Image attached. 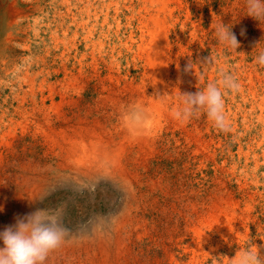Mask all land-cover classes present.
Masks as SVG:
<instances>
[{
  "label": "rangeland",
  "instance_id": "rangeland-1",
  "mask_svg": "<svg viewBox=\"0 0 264 264\" xmlns=\"http://www.w3.org/2000/svg\"><path fill=\"white\" fill-rule=\"evenodd\" d=\"M55 1L57 3H55ZM62 1L0 0V230H3L5 226L11 225V212L19 201L25 197V194L27 195L32 192L36 186L39 188L42 186L36 199L29 208L30 212H33L36 207L45 206L52 208L59 204L66 203L67 208L63 217L64 225L73 232L87 229L88 233L86 236L87 238L81 239L82 241L77 240L66 243L64 246L54 251L48 257L46 264H194L195 261V264H222V259L225 258L226 255L232 259L238 250H243L250 244H255L261 249V253L264 254V198H262L264 197V134L259 132L261 129L258 119L259 110L255 113H248L249 107L247 100H249L250 97L247 90L243 92V101L239 95L231 99V92L222 89V91H224L225 115L228 122L227 131H221L215 128L213 124L207 120L203 112L193 116L187 122L182 121L184 124L181 123V120L172 118L174 110L182 107V96L180 93H186L187 90V92L193 93L199 89L203 90L209 82L219 81L222 74L234 75L235 78L237 72H239L238 74L242 77L244 84L247 83V79H250L256 86H259L262 82L264 84V67H260L254 62L255 58L264 51V21H261L259 24V22L247 16L246 0H167L166 11L164 13L160 12V14H163L167 18L168 34L166 32L167 40L165 39L163 45L165 57L167 58L164 60V69L162 70L164 72L166 68L168 69L164 73L161 72V78L164 80V84L168 86L169 91L172 90L171 93L175 90L176 92L173 94L170 93V95L167 92H163L165 93L163 94L164 101L167 100L165 103L168 105V113L166 111H156V113L150 116L148 124H146L148 127L145 125L146 128L144 127L142 131L135 133L124 127L122 118L117 114L116 108H118V105H126L128 102L130 103V101L138 100V98L146 102L144 95L150 96V94L153 93L151 90L152 87L148 85L151 82L148 78L151 76H149V74L147 75V67L144 65V62H142L144 53L140 48H137V45H139L137 42L131 44L125 39V35L127 36V31L136 28L139 20L142 21L147 19V14H144L145 12L143 10L146 12L149 10L148 12L155 13L154 10L160 8V5H154L153 8L150 7L146 10L142 6V0L139 4L135 2L132 8L130 5L133 4L134 0ZM169 1L171 3H169ZM60 3H62V5H60ZM86 5L88 6L87 8ZM111 5L112 8L115 7L114 10H112ZM183 7L185 9H182ZM170 8L174 10L172 11ZM167 12L169 14H167ZM69 14L71 15L69 16ZM96 15H98V17H96ZM185 18H188V21ZM171 19H176L177 21ZM169 21H171V24ZM220 22L228 25L229 28L232 27L231 30L236 35L240 44L239 48H228L217 42L215 27ZM76 23L79 26H77ZM22 26H24V28ZM114 27H117V30H114ZM68 29L69 31H67ZM242 29L245 30L243 36L241 35ZM56 39L58 40L56 41ZM97 42L102 43L98 44ZM146 44L147 40H144L143 45L145 48L147 46ZM167 45L169 47H167ZM26 46L28 48H26ZM128 46H130L129 50H127ZM171 56L172 58L174 57L173 60ZM209 56L213 58V63L211 65L199 64ZM189 60L197 64H194L193 72L185 73L183 68H185V64H187ZM125 63H127L130 68ZM1 68L3 69L1 70ZM174 68L175 70L176 68L178 69L176 70L178 75L173 71ZM24 74L28 75L25 77ZM141 74H143V77ZM67 75L70 76L68 77ZM101 75L103 78L107 76L105 81L101 79ZM255 75H257V77ZM166 76L168 79L165 78ZM114 77L117 80L114 79ZM188 78L192 80L190 81ZM30 80L32 84H30ZM165 81L168 82L165 83ZM117 82L118 88L115 85ZM129 84L130 87H128ZM58 85H60V87ZM131 86L133 87L131 88ZM62 89L65 92H62ZM179 90L182 91L180 92ZM77 92L78 95L76 94ZM132 92H134L135 95ZM21 94H24L25 100L23 107L19 108L17 102H19V98L21 99V97H23ZM42 97L45 98L44 101L39 100ZM47 97H49V100L46 99ZM58 97L60 99H58ZM68 99H70V101ZM260 99L264 100V92L260 94L259 100ZM59 100H62L61 102L63 105L59 103ZM123 101L125 102L123 103ZM144 105L147 106V102ZM171 105H174V109H172L173 107ZM113 108L116 111L113 110ZM160 112L163 113L160 114ZM165 112L166 116L164 115ZM42 114L43 116H41ZM55 116H57V120ZM159 117H161V119ZM167 117H171L173 120H170L171 118L168 120ZM262 117L264 118V104L262 105ZM64 118H66V120ZM117 118L119 120H117ZM205 121H207L206 124ZM37 125H39V127ZM44 127L46 130L48 129V131H46ZM122 129L125 131L128 130V132L125 133ZM196 132L201 134L199 135ZM48 133H52V135H48ZM6 135L10 136L7 137ZM187 135L190 137H187ZM96 136H98V138L100 136L101 140H106V142L109 139L108 149L112 148L110 151L111 153L114 152V162L119 166L118 168L121 170H119V172L121 174L123 173L122 176H125L124 178L127 179L129 193H123L118 183L105 182L103 179H97L95 182L96 184L84 183L81 179L70 174L65 168L66 166L63 167L64 158L68 156L66 149L88 148L90 143L98 140ZM139 136H141L140 139ZM261 136L263 137L262 139ZM136 137H138V139ZM122 138L129 141L126 142ZM120 140H123V144ZM148 140L151 142H148ZM87 141L90 142L86 143ZM133 142L134 145H132ZM140 142L143 144L139 145ZM3 143L9 146L7 147ZM63 145L66 147L65 149ZM127 145H129L130 148ZM51 146H53V149ZM202 147H204V150ZM193 149L195 150L192 151ZM73 156L71 155L69 159L77 160L78 154L77 156ZM206 156H208V158ZM252 174L255 176H252ZM73 177H75V179H73ZM259 183L261 185H259ZM81 184L88 185V188L91 190H85L82 193L76 191L75 188L79 187ZM240 185H242L241 188ZM54 188L57 190L53 192L52 190ZM258 190H260V192ZM49 193H51V195H49ZM43 197L47 198L44 199L43 204H41L39 201ZM250 214L251 216L247 217V215L249 216ZM218 220L219 222H217ZM252 222L254 224H252ZM207 225L212 229H208ZM213 227L216 230H214ZM202 230L204 231L202 232ZM223 231H225V234ZM186 232H188V234ZM104 234L110 235V249L105 255L100 250V241L97 240V237ZM93 238L95 240L94 246L92 245V248H87L84 242L90 241ZM197 238H199V240ZM203 239L205 241H203ZM213 239H215V241ZM191 254H194V256ZM214 261H216V263ZM226 264H230V261Z\"/></svg>",
  "mask_w": 264,
  "mask_h": 264
},
{
  "label": "bare ground",
  "instance_id": "bare-ground-1",
  "mask_svg": "<svg viewBox=\"0 0 264 264\" xmlns=\"http://www.w3.org/2000/svg\"><path fill=\"white\" fill-rule=\"evenodd\" d=\"M36 1V0H35ZM62 1V0H61ZM67 1V0H66ZM109 1H111V0H109ZM115 1H117V0H115ZM141 0H134V2H133V4H131L130 5V7L132 8L134 5H135V2H137L138 4H139V2H140ZM166 1L167 0H142L141 1V3H142V6H143V8L144 9H146V10H148L150 7H154V5H160L159 7L160 8H157V9H155L154 11H155V13H151V12H146L145 10H143L145 13L144 14H147V19L145 20H139L138 21V23H137V26H136V28L134 29V30H129V31H127V36L125 35V39L127 40V41H129L131 44H134L135 42H137L139 45H137V48H140L142 51H143V61L142 62H144V65L147 67V75L149 74V76H151L150 78H148L151 82H150V84H148L149 85V87L151 86L152 88H151V90H152V93L153 94H150V96H145L144 95V97L146 98V102H147V106L146 105H144L145 103L142 101V100H140L139 98H138V100H135V101H130V103L128 102V104H126V105H118V108H116L117 109V114L122 118V121H123V123H124V127H126L127 129H129V130H131L132 132H135V133H139V131H142L143 130V128L145 127L146 128V126L144 125V126H142V127H139V128H135V129H133V128H130L127 124H126V122L123 120V113H124V111L126 110V108H127V106L128 105H130V104H132V103H139L140 105H142L146 110H147V113H148V116H149V118H150V116H152L154 113H156V111L157 112H159V111H166L167 113H168V111H167V106L168 105H166V101H164V97H163V94H165L166 92L167 93H169V95H170V93L172 92V90L171 91H169V88H168V86L166 85V84H164V80L161 78V72H163V70L162 69H164L163 68V65H164V60H165V58H167V57H165V51L163 50L164 49V41H165V39H166V32H167V18H166V16H164L163 14H160V12H162V13H164L165 11H166ZM172 1V0H171ZM186 1V0H185ZM62 2H64V0L62 1ZM47 3V2H46ZM55 3H57L56 1H55ZM86 3V2H85ZM88 3H90V2H88ZM114 3V2H113ZM123 3V2H122ZM136 3V4H137ZM169 3H171L170 1H169ZM176 3V2H175ZM180 3V2H179ZM12 4V3H11ZM64 4V3H63ZM83 4V3H82ZM81 4V5H82ZM110 4H111V2H110ZM174 4V3H173ZM187 4V3H186ZM190 4V3H189ZM33 5V4H32ZM60 5H62V3H60ZM70 5V4H69ZM85 5V4H84ZM89 5V4H88ZM113 5V4H112ZM112 5H111V8H112ZM114 5H115V3H114ZM116 5H117V3H116ZM121 5H123V4H121ZM174 5H176V4H174ZM188 5V4H187ZM186 5V6H187ZM192 5V4H191ZM11 6V5H10ZM40 6V5H39ZM43 6V5H42ZM83 6V5H82ZM81 6V7H82ZM104 6V5H103ZM109 6V5H108ZM170 6V5H169ZM183 6V5H182ZM88 6L86 5V8H87ZM91 7V6H90ZM94 7V6H93ZM126 7H128V6H126ZM157 7V6H156ZM175 7V6H174ZM190 7V6H189ZM191 7H193V6H191ZM68 8H70V7H68ZM105 8V7H104ZM107 8V7H106ZM115 8V7H114ZM114 8H112V10H114ZM120 8V7H119ZM142 8V9H143ZM39 9V8H38ZM53 9V8H52ZM117 9V8H116ZM122 9V8H121ZM171 9V8H170ZM180 9V8H179ZM182 9H185L184 7L182 8ZM191 9V8H190ZM69 10V9H68ZM80 10V9H79ZM88 10V9H87ZM153 10V9H152ZM169 10V9H168ZM167 10V11H168ZM172 10V9H171ZM174 10V9H173ZM172 10V11H173ZM189 10V9H188ZM92 11H94V10H92ZM96 11V10H95ZM107 11V10H106ZM105 11V12H106ZM118 11V10H117ZM138 11H140V10H138ZM184 11V10H183ZM25 12V11H24ZM36 12V11H35ZM64 12V11H63ZM70 12V11H69ZM86 12V11H85ZM103 12V11H102ZM114 12V11H113ZM119 12H121V11H119ZM128 12V11H127ZM130 12H132V11H130ZM142 12V11H141ZM46 13V12H45ZM79 13V12H78ZM86 13H88V12H86ZM122 13V12H121ZM173 13V12H172ZM22 14V13H21ZM56 14H58V13H56ZM64 14V13H63ZM95 14V13H94ZM98 14V13H97ZM104 14V13H103ZM142 14V13H141ZM167 14H169L168 12H167ZM170 14H171V12H170ZM186 14V13H185ZM61 15V14H60ZM71 14H69V16H70ZM77 15V14H76ZM99 15V14H98ZM98 15H96V17H98ZM105 15V14H104ZM113 15H114V13H113ZM138 15V14H137ZM136 15V16H137ZM56 16V15H55ZM81 16V15H80ZM79 16V17H80ZM82 16H83V13H82ZM81 16V17H82ZM125 16V15H124ZM144 16H146V15H144ZM175 16V15H174ZM184 16V15H183ZM51 17H52V15H51ZM72 17V16H71ZM131 17V16H130ZM138 17V16H137ZM142 17V16H141ZM180 17H181V15H180ZM188 17V16H187ZM74 18V17H73ZM121 18V17H120ZM143 18V17H142ZM169 18V17H168ZM184 18V17H183ZM189 18V17H188ZM188 18H185L186 20L188 19ZM54 19V18H53ZM87 19V18H86ZM93 19V18H92ZM94 19H96V18H94ZM104 19H106V18H104ZM128 19V18H127ZM134 19V18H133ZM64 20V19H63ZM62 20V21H63ZM71 20V19H70ZM85 20V19H84ZM91 20V19H90ZM115 20V19H114ZM129 20V19H128ZM138 20V19H137ZM171 20H174V19H171ZM176 20V19H175ZM174 20V21H175ZM74 21V20H73ZM96 21V20H95ZM102 21V20H101ZM107 21V20H106ZM126 21V20H125ZM177 21V20H176ZM188 21V20H187ZM47 22V21H46ZM82 22V21H81ZM85 22H87V21H85ZM97 22V21H96ZM117 22V21H116ZM129 22V21H128ZM127 22V23H128ZM171 21H169V23H170ZM173 22V21H172ZM183 22V21H182ZM38 23V22H37ZM55 23V22H54ZM83 23V22H82ZM120 23V22H119ZM184 23V22H183ZM189 23V22H188ZM22 24V23H21ZM46 24V23H45ZM77 24V23H76ZM87 24V23H86ZM97 24H99V23H97ZM171 24V23H170ZM175 24V23H174ZM173 24V25H174ZM180 24V23H179ZM39 25H40V23H39ZM50 25V24H49ZM80 25H82V24H80ZM94 25V24H93ZM105 25V24H104ZM110 25H111V23H110ZM117 25V24H116ZM119 25V24H118ZM120 25H121V23H120ZM169 25V24H168ZM195 25V24H194ZM66 26V25H65ZM77 26H79L78 24H77ZM100 26V25H99ZM102 26V25H101ZM125 26V25H124ZM128 26V25H127ZM186 26V25H185ZM198 26V25H197ZM23 28H24V26H22ZM58 27V26H57ZM91 27H92V25H91ZM106 27H108V26H106ZM131 27V26H130ZM134 27V26H133ZM170 27H171V25H170ZM169 27V28H170ZM181 27V26H180ZM26 28V27H25ZM83 28H85V27H83ZM103 28V27H102ZM115 28V27H114ZM117 28V27H116ZM114 29V30H117V29ZM174 28V27H173ZM183 28V27H182ZM40 29V28H39ZM57 29V28H56ZM65 29V28H64ZM75 29V28H74ZM106 29V28H105ZM186 29V28H185ZM184 29V30H185ZM195 29H197V28H195ZM72 30V29H71ZM70 30V31H71ZM99 30V29H98ZM169 30H171V29H169ZM183 30V29H182ZM181 30V31H182ZM191 30V29H190ZM20 31V30H19ZM26 31V30H25ZM39 31V30H38ZM43 31V30H42ZM67 31H69V29L67 30ZM108 31V30H107ZM110 31H112V30H110ZM176 31V30H175ZM45 32H46V30H45ZM74 32H76V31H74ZM73 32V33H74ZM84 32V31H83ZM174 32V31H173ZM177 32V31H176ZM188 32V31H187ZM19 33V32H18ZM62 33V32H61ZM65 33V32H64ZM80 33V32H79ZM100 33V32H99ZM115 33H116V31H115ZM190 33V32H189ZM23 34V33H22ZM50 34H51V32H50ZM66 34V33H65ZM64 34V35H65ZM108 34V33H107ZM167 34H168V32H167ZM98 35V34H97ZM101 35V34H100ZM117 35V34H116ZM182 35V34H181ZM199 35V34H198ZM107 36V35H106ZM174 36V35H173ZM21 37V36H20ZM19 37V38H20ZM41 37V36H40ZM45 37V36H44ZM94 37V36H93ZM111 37V36H110ZM124 37V36H123ZM193 37H194V34H193ZM23 38V37H22ZM42 38V37H41ZM72 38V37H71ZM75 38V37H74ZM83 38H85V37H83ZM82 38V39H83ZM98 38V37H97ZM189 38V37H188ZM39 39V38H38ZM77 39V38H76ZM105 39H107V38H105ZM174 39V38H173ZM175 39H176V36H175ZM181 39V38H180ZM24 40H26V39H24ZM53 40V39H52ZM58 39H56V41H57ZM144 40L146 41L147 40V46H146V48H145V46L143 45L144 44ZM167 40V39H166ZM196 40V39H195ZM9 41V40H8ZM60 41V40H59ZM64 41V40H63ZM66 41V40H65ZM169 41V40H168ZM186 41V40H185ZM198 41V40H197ZM68 42H70V41H68ZM79 42V41H78ZM108 42V41H107ZM92 43V42H91ZM98 43V42H97ZM102 43V42H101ZM101 43H98V44H101ZM114 43V42H113ZM122 43H123V41H122ZM188 43V42H187ZM45 44V43H44ZM54 44V43H53ZM56 44V43H55ZM74 44V43H73ZM89 44V43H88ZM87 44V45H88ZM108 44V43H107ZM112 44V43H111ZM167 44V43H166ZM176 44V43H175ZM202 44V43H201ZM27 45V44H26ZM47 45V44H46ZM69 45V44H68ZM76 45V44H75ZM80 45V44H79ZM94 45V44H93ZM174 45V44H173ZM178 45V44H177ZM177 45H175V46H177ZM186 45V44H185ZM189 45V44H188ZM74 46V45H73ZM86 46V45H85ZM102 46V45H101ZM101 46H99V47H101ZM123 46V45H122ZM171 46V45H170ZM201 46V45H200ZM53 47V46H52ZM94 47V46H93ZM103 47V46H102ZM115 47V46H114ZM125 47V46H124ZM166 47V46H165ZM167 47H169L168 45H167ZM184 47V46H183ZM26 48H28L27 46H26ZM109 48V47H108ZM111 48H113V47H111ZM116 48V47H115ZM120 48V47H119ZM56 49V48H55ZM100 49V48H99ZM104 49V48H103ZM114 49V48H113ZM125 49V48H124ZM130 49V46H128L127 47V50H129ZM132 49V48H131ZM167 49V48H166ZM170 49V48H169ZM179 49V48H178ZM184 49V48H183ZM23 50V49H22ZM28 50V49H27ZM26 50V51H27ZM68 50V49H67ZM102 50V49H101ZM112 50V49H111ZM141 50H140V52H141ZM173 50V49H172ZM32 51V50H31ZM59 51V50H58ZM60 51H62V50H60ZM90 51V50H89ZM92 51H93V49H92ZM115 51V50H114ZM171 51V50H170ZM174 51V50H173ZM44 52V51H43ZM69 52V51H68ZM134 52H135V49H134ZM185 52V51H184ZM53 53V52H52ZM63 53H65V52H63ZM73 53V52H72ZM74 53H75V51H74ZM96 53H98V52H96ZM112 53V52H111ZM178 53V52H177ZM39 54V53H38ZM83 54V53H82ZM89 54V53H88ZM92 54V53H91ZM138 54V53H137ZM172 54V53H171ZM175 54V53H174ZM179 54V53H178ZM21 55V54H20ZM68 55V54H67ZM70 55V54H69ZM84 55V54H83ZM98 55V54H97ZM106 55H108V54H106ZM131 55V54H130ZM142 55V54H141ZM188 55V54H187ZM42 56V55H41ZM45 56V55H44ZM43 56V57H44ZM64 56H66V55H64ZM112 56V55H111ZM121 56V55H120ZM125 56V55H124ZM182 56V55H181ZM186 56V55H185ZM18 57V56H17ZM49 57V56H48ZM100 57V56H99ZM99 57H98V59H99ZM170 57V56H169ZM179 57V56H178ZM182 57H184V56H182ZM191 57V56H190ZM200 57V56H199ZM212 57V56H211ZM53 58V57H52ZM82 58H84V57H82ZM90 58V57H89ZM91 58H93V57H91ZM97 58V57H96ZM112 58V57H111ZM115 58V57H114ZM123 58V57H122ZM125 58V57H124ZM129 58V57H128ZM135 58V57H134ZM171 58H172V56H171ZM174 58V57H173ZM173 58H172V60H173ZM198 58V57H197ZM40 59V58H39ZM73 59H75V58H73ZM79 59V58H78ZM94 59V58H93ZM116 59V58H115ZM130 59V58H129ZM139 59V58H138ZM169 59V58H168ZM167 59V60H168ZM178 59V58H177ZM213 59V58H212ZM13 60V59H12ZM24 60H25V58H24ZM41 60H42V58H41ZM61 60V59H60ZM81 60V59H80ZM91 60V59H90ZM96 60V59H95ZM109 60V59H108ZM120 60V59H119ZM133 60V59H132ZM196 60V59H195ZM194 60V61H195ZM27 61V60H26ZM53 61V60H52ZM83 61V60H82ZM100 61H101V58H100ZM112 61V60H111ZM140 61V60H139ZM182 61V60H181ZM185 61V60H184ZM23 62V61H22ZM42 62H44V61H42ZM91 62V61H90ZM103 62V61H102ZM105 62V61H104ZM125 62H126V60H125ZM138 62V61H137ZM136 62V63H137ZM188 62V61H187ZM71 63V62H70ZM82 63V62H81ZM85 63V62H84ZM97 63V62H96ZM106 63V62H105ZM133 63V62H132ZM135 63V62H134ZM169 63V62H168ZM177 63V62H176ZM185 63V62H184ZM16 64V63H15ZM24 64V63H23ZM37 64V63H36ZM86 64V63H85ZM99 64V63H98ZM110 64V63H109ZM120 64V63H119ZM126 65H127V63H125ZM131 64V63H130ZM171 64V63H170ZM40 65V64H39ZM92 65V64H91ZM94 65V64H93ZM112 65V64H111ZM139 65V64H138ZM137 65V66H138ZM142 65H143V63H142ZM142 65H141V67H142ZM166 65V64H165ZM174 65V64H173ZM179 65V64H178ZM186 65V64H185ZM211 65V64H210ZM24 66V65H23ZM41 66V65H40ZM52 66V65H51ZM83 66V65H82ZM97 66H99V65H97ZM106 66V65H105ZM110 66V65H109ZM123 66V65H122ZM128 66V65H127ZM182 66V65H181ZM22 67V66H21ZM29 67V66H28ZM61 67H62V65H61ZM69 67V66H68ZM73 67V66H72ZM115 67V66H114ZM129 67V66H128ZM165 67V66H164ZM175 67H176V65H175ZM242 67V66H241ZM63 68V67H62ZM71 68V67H70ZM101 68V67H100ZM108 68H110V67H108ZM124 68V67H123ZM130 68V67H129ZM136 68V67H135ZM139 68V67H138ZM144 68V67H143ZM3 68H1V70H2ZM12 69V68H11ZM28 69V68H27ZM39 69V68H38ZM64 69V68H63ZM91 69H92V67H91ZM106 69V68H105ZM117 69V68H116ZM168 68H166V70H167ZM184 69V68H183ZM213 69V68H212ZM241 69V68H240ZM9 70V69H8ZM42 70V69H41ZM66 70V69H65ZM75 70V69H74ZM93 70V69H92ZM104 70V69H103ZM107 70V69H106ZM128 70V69H127ZM143 70V69H142ZM166 70L164 71V72H166ZM173 70V69H172ZM176 70H178L177 68H176ZM176 70H175V68H174V70L173 71H175L176 72ZM237 70V69H236ZM238 70H239V68H238ZM237 70V71H238ZM30 71V70H29ZM47 71V70H46ZM62 71V70H61ZM108 71H111V70H108ZM116 71V70H115ZM120 71V70H119ZM169 71H171V70H169ZM172 71V72H173ZM236 71V72H237ZM6 72V71H5ZM4 72V73H5ZM63 72V71H62ZM61 72V73H62ZM95 72V71H94ZM101 72V71H100ZM104 72V71H103ZM106 72V71H105ZM163 72V73H164ZM182 72V71H181ZM184 72V71H183ZM212 72V71H211ZM214 72V71H213ZM3 73V72H2ZM38 73V72H37ZM44 73H46V72H44ZM50 73V72H49ZM116 73V72H115ZM119 73V72H118ZM130 73V72H129ZM145 73V72H144ZM169 73V72H168ZM168 73H166V74H168ZM177 73V72H176ZM239 72H237V74H236V77H235V79H236V81L240 84V90L238 91V92H235V93H233V92H231V99L232 98H234V96H236V95H239L240 96V98H242L243 99V101H244V98H243V92H244V90H247V92H248V95H249V100H247L246 98V100L248 101V107H249V111H248V113H255L257 110H259V115H258V119H259V123H260V127H261V129H260V131L259 132H261V133H263L264 134V118L262 117V105L264 104V100L262 99H260L261 100V102H260V100H259V96H260V94L262 93V92H264V84H263V82L261 83V84H263V85H259V86H256L253 82H251V80L250 79H247L248 81H247V83H243V79H242V77H240L239 76V74H238ZM26 74V73H25ZM24 74V75H25ZM64 74H65V72H64ZM96 74H97V72H96ZM106 74V73H105ZM124 74V73H123ZM122 74V75H123ZM136 74V73H135ZM175 74V73H174ZM173 74V75H174ZM213 74V73H212ZM8 75V74H7ZM6 75V76H7ZM28 75V74H27ZM27 75H25V77L27 76ZM143 74H141V76H142ZM146 75V76H147ZM177 75H178V73H177ZM183 75H184V73H183ZM191 75V74H190ZM189 75V76H190ZM251 75V74H250ZM250 75H248V76H250ZM33 76H34V74H33ZM39 76H40V74H39ZM66 76V75H65ZM68 76V75H67ZM70 76V75H69ZM68 76V77H69ZM95 76V75H94ZM97 76V75H96ZM164 76V75H163ZM182 76V75H181ZM218 76V75H217ZM256 77H257V75H255ZM5 77V76H4ZM22 77V76H21ZM24 77V76H23ZM35 77V76H34ZM53 77V76H52ZM55 77V76H54ZM72 77V76H71ZM101 77H102V75H101ZM107 77V76H106ZM105 77V78H106ZM116 77V76H115ZM114 77V79H116ZM118 77V76H117ZM124 77V76H123ZM143 77V76H142ZM170 77V76H169ZM174 77H175V75H174ZM178 77V76H177ZM183 77V76H182ZM186 77V76H185ZM188 77V76H187ZM193 77V76H192ZM208 77V76H207ZM211 77V76H210ZM233 77H234V75H233ZM13 78V77H12ZM17 78V77H16ZM33 78V77H32ZM45 78V77H44ZM66 78V77H65ZM99 78V77H98ZM105 78H101V79H104V81L106 80ZM121 78V77H120ZM126 78V77H125ZM132 78V77H131ZM147 78V77H146ZM165 78H167V76L165 77ZM176 78V77H175ZM180 78V77H179ZM200 78V77H199ZM251 78V77H250ZM254 78V77H253ZM57 79V78H56ZM108 79V78H107ZM114 79H113V82H114ZM134 79V78H133ZM147 79V80H148ZM168 79V78H167ZM170 79V78H169ZM174 79V78H173ZM188 79H190V81L192 80L191 78H188ZM187 79V80H188ZM220 79V78H219ZM33 80V79H32ZM117 80V79H116ZM138 80V79H137ZM166 80V79H165ZM176 80V79H175ZM179 80V79H178ZM182 80V79H181ZM217 80V79H216ZM24 81V80H23ZM22 81V82H23ZM45 81V80H44ZM103 81V80H102ZM110 81V80H109ZM132 81V80H131ZM142 81V80H141ZM169 81V80H168ZM167 81V82H168ZM174 81V80H173ZM184 81V80H183ZM186 81V80H185ZM203 81V80H202ZM209 81V80H208ZM2 82V81H1ZM20 82V81H19ZM30 82H31V80H30ZM110 82H112V81H110ZM110 82H108V83H110ZM121 82V81H120ZM148 82V81H147ZM166 81H165V83H167ZM172 82V81H171ZM174 82H176V81H174ZM178 82V81H177ZM201 82V81H200ZM25 83V82H24ZM29 83V82H28ZM34 83V82H33ZM48 83V82H47ZM97 83H99V82H97ZM104 83V82H103ZM170 83V82H169ZM168 83V84H169ZM192 83V82H191ZM258 83V82H257ZM14 84V83H13ZM30 84H32V82L30 83ZM45 84V83H44ZM54 84V83H53ZM57 84V83H56ZM59 84V83H58ZM115 84V83H114ZM125 84V83H124ZM132 84H133V82H132ZM138 84V83H137ZM136 84V85H137ZM147 84V83H146ZM145 84V85H146ZM177 84V83H176ZM180 84V83H179ZM190 84V83H189ZM195 84V83H194ZM15 85V84H14ZM47 85V84H46ZM112 85V84H111ZM116 85V87L118 88V82H117V84H115ZM126 85V84H125ZM135 85V84H134ZM143 85V84H142ZM17 86V85H16ZM22 86V85H21ZM25 86V85H24ZM31 86H33V85H31ZM56 86V85H55ZM59 87H60V85H58ZM101 86V85H100ZM107 86V85H106ZM110 86V85H109ZM108 86V87H109ZM122 86V85H121ZM128 86V85H127ZM172 86V85H171ZM184 86V85H183ZM192 86H194V85H192ZM263 86V87H262ZM10 87V86H9ZM20 87V86H19ZM38 87H39V85H38ZM51 87V86H50ZM124 87V86H123ZM122 87V88H123ZM128 87H130V84H129V86ZM133 86H131V88H132ZM135 87V86H134ZM139 87V86H138ZM144 87V86H143ZM148 87V88H149ZM173 87V86H172ZM179 87V86H178ZM18 88V87H17ZM26 88V87H25ZM42 88V87H41ZM48 88V87H47ZM80 88H82V87H80ZM100 88H102V87H100ZM110 88V87H109ZM109 88H107L108 90H110ZM112 88H113V86H112ZM121 88V89H122ZM181 88V87H180ZM11 89V88H10ZM19 89V88H18ZM29 89V88H28ZM45 89V88H44ZM79 89V88H78ZM77 89V90H78ZM121 89H119V90H121ZM135 89L137 90V88L135 87ZM139 89H140V87H139ZM142 89V88H141ZM176 89V88H175ZM174 89V90H175ZM178 89V88H177ZM189 89V88H188ZM196 89H197V87H196ZM195 89V90H196ZM17 90V89H16ZM60 90V89H59ZM76 90V91H77ZM103 90V89H102ZM101 90V91H102ZM113 90V89H112ZM118 90V91H119ZM125 90V89H124ZM133 90H134V88H133ZM144 90V89H143ZM143 90H142V92H143ZM53 91H54V89H53ZM52 91V92H53ZM62 92H65V91H63V89L61 90ZM111 91V90H110ZM109 91V92H110ZM127 91V90H126ZM125 91V92H126ZM129 91V90H128ZM180 91V90H179ZM179 91H177V92H179ZM182 91V90H181ZM180 91V92H181ZM188 91V90H187ZM186 91V92H187ZM27 92H28V90H27ZM43 92V91H42ZM42 92H41V94H42ZM46 92V91H45ZM51 92V93H52ZM56 92V91H55ZM114 92H115V90H114ZM119 92H121V91H119ZM137 92H139V91H137ZM163 92H165V93H163ZM174 92H176V90L174 91ZM173 92V93H174ZM13 93V92H12ZM18 93V92H17ZM57 93V92H56ZM81 93V92H80ZM116 93H118V92H116ZM133 94H134V92H132ZM135 93H136V91H135ZM149 93V92H148ZM151 93V92H150ZM173 93H171V94H173ZM183 93V92H182ZM182 93H180V94H182ZM49 94V93H48ZM61 94V93H60ZM77 95H78V92L76 93ZM109 94V93H108ZM111 94V93H110ZM129 94V93H128ZM133 94H131V95H133ZM10 95V94H9ZM12 95V94H11ZM22 96L24 95V94H21ZM32 95V94H31ZM112 95H113V93H112ZM119 95H120V93H119ZM121 95H122V93H121ZM135 95V94H134ZM13 96V95H12ZM16 96V95H15ZM32 96H34V95H32ZM49 96V95H48ZM51 96H54V95H51ZM65 96V95H64ZM140 96V95H139ZM168 96V95H167ZM174 96H176V95H174ZM227 96V95H226ZM18 97V96H17ZM21 97V96H20ZM104 97V96H103ZM113 97V96H112ZM115 97V96H114ZM133 97V96H132ZM138 97V96H137ZM244 97H246V96H244ZM19 98V97H18ZM49 97H47L46 99H48ZM66 98V97H65ZM100 98V97H99ZM107 98V97H106ZM119 98V97H118ZM124 98V97H123ZM130 98V97H129ZM128 98V99H129ZM134 98V97H133ZM170 98V97H169ZM173 98V97H172ZM229 98V97H228ZM44 97H42L41 99H39V100H41V101H44ZM58 99H60L59 97H58ZM112 99V98H111ZM115 99V98H114ZM131 99V98H130ZM137 99V98H136ZM167 99V98H166ZM4 100V99H3ZM24 100H25V98H24V96L23 97H21V99L19 98V102H17L18 104V106H19V108H22L23 107V103H24ZM30 100V99H29ZM49 100V99H48ZM69 101H70V99H68ZM100 100V99H99ZM107 100V99H106ZM108 100H109V98H108ZM107 100V101H108ZM116 100V99H115ZM121 100V99H120ZM125 100V99H124ZM228 100V99H227ZM18 101V100H17ZM34 101H35V99H34ZM40 101V102H41ZM47 101V100H46ZM60 101V100H59ZM62 101V100H61ZM59 102V103H62V102ZM72 101V100H71ZM102 101V100H101ZM106 101V102H107ZM174 101V100H173ZM180 101H181V99H180ZM179 101V102H180ZM3 102V101H2ZM1 102V103H2ZM29 102V101H28ZM49 102V101H48ZM105 102V101H104ZM104 102H102V103H104ZM125 101H123V103H124ZM179 102H178V104H179ZM4 103V102H3ZM16 103V102H15ZM31 103H32V100H31ZM65 103V102H64ZM70 103V102H69ZM68 103V104H69ZM73 103H74V101H73ZM118 103V102H117ZM176 103V102H175ZM229 103V102H228ZM240 103V102H239ZM47 104V103H46ZM49 104H50V102H49ZM48 104V105H49ZM52 104V103H51ZM67 104V105H68ZM101 104V103H100ZM167 104H170V103H167ZM177 104V105H178ZM3 105V104H2ZM38 105V104H37ZM60 105V104H59ZM62 105H63V103H62ZM71 105V104H70ZM108 105V104H107ZM176 105V106H177ZM226 105H228V104H226ZM33 106V105H32ZM50 106V105H49ZM112 106V105H111ZM172 106V105H171ZM175 106V107H176ZM9 107V106H8ZM11 107V106H10ZM31 107V106H30ZM29 107V108H30ZM36 107V106H35ZM46 107H47V105H46ZM51 107V106H50ZM49 107V108H50ZM55 107V106H54ZM54 107H52V108H54ZM59 107V106H58ZM61 107V106H60ZM113 107V106H112ZM116 107V106H115ZM114 107V108H115ZM173 107V108H172ZM171 108L172 109H174V105L172 106ZM236 107V106H235ZM17 108V107H16ZM27 108V107H26ZM113 108V110H115ZM169 108V107H168ZM13 109V108H12ZM18 109V108H17ZM56 109V108H55ZM229 109V108H228ZM235 109V108H234ZM245 109V108H244ZM4 110V109H3ZM19 110H21V109H19ZM26 110V109H25ZM42 110V109H41ZM46 110V109H45ZM48 110V109H47ZM53 110V109H52ZM177 110V109H176ZM18 111V110H17ZM35 111V110H34ZM58 111V110H57ZM116 111V110H115ZM171 111V110H170ZM175 111V110H174ZM1 112V111H0ZM49 112V111H48ZM54 112V111H53ZM59 112V111H58ZM166 112H165V116H166ZM3 113V112H2ZM16 113V112H15ZM163 112H160V114H162ZM226 113V112H225ZM230 113V112H229ZM17 114V113H16ZM30 114V113H29ZM61 114V113H60ZM234 114V113H233ZM258 114V113H257ZM18 115V114H17ZM21 115V114H20ZM19 115V116H20ZM51 115V114H50ZM54 115V114H53ZM59 115V114H58ZM110 115V114H109ZM118 115H116V116H118ZM164 115H162V116H164ZM240 115V114H239ZM0 116H1V114H0ZM39 116V115H38ZM37 116V117H38ZM41 116H43V114L41 115ZM45 116V115H44ZM61 116V115H60ZM204 116V115H203ZM234 116V115H233ZM237 116V115H236ZM235 116V117H236ZM241 116V115H240ZM12 117V116H11ZM17 117V116H16ZM21 117H23V116H21ZM26 117V116H25ZM46 117H47V115H46ZM56 117V120H57V116H55ZM55 117H53V118H55ZM156 117V116H155ZM169 117V116H168ZM167 117V118H168ZM172 117V116H171ZM170 117V118H171ZM257 117V116H256ZM44 118V117H43ZM60 118V117H59ZM160 119H161V117H159ZM164 118V117H163ZM166 118V117H165ZM170 118H168V120L170 119ZM173 119H174V116L172 117ZM170 119V120H173V119ZM243 118V117H242ZM7 119V118H6ZM12 119H14V118H12ZM46 119V118H45ZM65 120H66V118H64ZM206 119V118H205ZM34 120V119H33ZM36 120V119H35ZM68 120V119H67ZM117 120H119L118 118H117ZM121 120V119H120ZM154 120H157V119H154ZM167 120V119H166ZM208 120V119H207ZM257 120V119H256ZM15 121V120H14ZM158 121V120H157ZM177 121V120H176ZM209 121V120H208ZM231 121V120H230ZM13 122V121H12ZM23 122V121H22ZM44 122V121H43ZM118 122V121H117ZM177 122H179V121H177ZM184 122V121H183ZM182 121H181V123L182 124H184ZM194 122V121H193ZM200 122V121H199ZM206 122L207 121H205V124H206ZM242 122H243V120H242ZM250 122V121H249ZM14 123V122H13ZM38 123V122H37ZM42 123V122H41ZM45 123V122H44ZM61 123V122H60ZM119 123V122H118ZM121 123V122H120ZM154 123V122H153ZM173 123V122H172ZM175 123V122H174ZM204 123V122H203ZM211 123V122H210ZM236 123V122H235ZM3 124V123H2ZM5 124V123H4ZM17 124V123H16ZM15 124V125H16ZM65 124V123H64ZM148 124V123H147ZM177 124V123H176ZM192 124V123H191ZM196 124H197V122H196ZM209 124V123H208ZM207 124V125H208ZM8 125V124H7ZM47 125V124H46ZM121 125V124H120ZM150 125H151V123H150ZM153 125V124H152ZM155 125H156V122H155ZM181 125V124H180ZM11 126V125H10ZM38 127H39V125H37ZM117 126V125H116ZM123 126V125H122ZM176 126V125H175ZM198 126V125H197ZM199 126H201V125H199ZM202 126H203V124H202ZM234 126V125H233ZM5 127V126H4ZM7 127V126H6ZM14 127V126H13ZM43 127V126H42ZM41 127V128H42ZM68 127H70V126H68ZM148 127V126H147ZM179 127V126H178ZM183 127V126H182ZM204 127V126H203ZM236 127V126H235ZM231 128H234V127H231ZM4 129V128H3ZM12 129V128H11ZM44 129H45V127H44ZM50 129V128H49ZM174 129V128H173ZM172 129V130H173ZM176 129V128H175ZM179 129V128H178ZM180 129H181V127H180ZM193 129V128H192ZM199 129V128H198ZM207 129V128H206ZM215 129V128H214ZM46 130V129H45ZM57 130V129H56ZM99 130H100V128H99ZM123 130V129H122ZM121 130V131H122ZM194 130V129H193ZM1 131V130H0ZM8 131V130H7ZM9 131H10V129H9ZM13 131V130H12ZM11 131V132H12ZM46 131H48V129L46 130ZM116 131V130H115ZM125 130H123V132H124ZM187 131V130H186ZM195 131V130H194ZM216 131V130H215ZM257 131V130H256ZM119 132V131H118ZM122 132V133H123ZM128 132V130H126L125 131V133H127ZM146 132H147V130H146ZM149 132V131H148ZM41 133V132H40ZM47 133V132H46ZM53 133V132H52ZM52 133H50L51 135H52ZM101 133V132H100ZM121 133V134H122ZM134 133V134H135ZM140 133H142V132H140ZM183 133V132H182ZM189 133V132H188ZM196 133H198L199 134V132H196ZM4 134V133H3ZM2 134V135H3ZM49 133H48V135H50ZM97 134V133H96ZM129 134V133H128ZM151 134V133H150ZM185 134V133H184ZM201 134V133H200ZM199 134V135H200ZM254 134V133H253ZM55 135V134H54ZM92 135V134H91ZM90 135V136H91ZM109 135V134H108ZM123 135H124V133H123ZM127 135V134H126ZM136 135H138V134H136ZM146 135V134H145ZM152 135H153V133H152ZM7 136V135H6ZM8 136H10V135H8ZM7 136V137H8ZM83 136V135H82ZM125 136V135H124ZM144 136V135H143ZM142 136V137H143ZM147 136V135H146ZM150 136V135H149ZM154 136V135H153ZM157 136H158V134H157ZM160 136V135H159ZM173 136V135H172ZM185 136V135H184ZM189 135H187V137H188ZM254 136V135H253ZM0 137H1V135H0ZM45 137V136H44ZM78 137V136H77ZM93 137V136H92ZM97 137V141H95V142H93V143H90V146L87 148H85V147H83L82 149H66V153H68V156H65L66 158H64V165H63V163H62V165H63V167H65L68 171H69V173L70 174H72L73 176H75L76 178H79V179H81L82 181H84V183L85 182H87V183H90V184H94L95 182H96V180L97 179H103V180H105V182L107 181V182H111V183H118V185H120L119 187H121L120 189H122V191H123V193H125V194H127V193H129V188L127 187V184H128V182H127V179H125L124 177L125 176H122V174L119 172V166H117L116 165V162H114V158H115V156L113 157V153L114 152H112L111 153V151L110 150H112V148L110 149H108V141H109V139H108V141L106 142V140H101V137L99 136V138H100V140H99V138H98V136H96ZM96 137H95V140H96ZM135 137V136H134ZM133 137V138H134ZM163 137H165V136H163ZM186 137V136H185ZM190 137V136H189ZM202 137V136H201ZM256 137V136H255ZM15 138V137H14ZM47 138V137H46ZM50 138V137H49ZM127 138V137H126ZM137 139H138V137H136ZM141 138V136H139V139ZM160 138V137H159ZM170 138L172 139V137L170 136ZM174 138V137H173ZM263 137L261 136V139H262ZM4 139H6V138H4ZM9 139V138H8ZM56 139V138H55ZM54 139V140H55ZM69 139V138H68ZM77 139V138H76ZM88 139V138H87ZM123 140L125 139V138H122ZM149 139V138H148ZM203 139V138H202ZM12 140V139H11ZM54 140H53V142H54ZM67 140V139H66ZM71 140V139H70ZM81 140H83V139H81ZM86 140V139H85ZM89 140V139H88ZM92 140H93V138H92ZM123 140H120L121 142L123 141ZM158 140V139H157ZM195 140H197V139H195ZM194 140V141H195ZM5 141V140H4ZM56 141V140H55ZM64 141V140H63ZM80 141V140H79ZM94 141V140H93ZM124 141H126V140H124ZM129 141V140H128ZM128 141H126V142H128ZM135 141V140H134ZM154 141V140H153ZM189 141H190V139H189ZM248 141V140H247ZM0 142H1V140H0ZM10 142V141H9ZM70 142V141H69ZM71 142H72V140H71ZM81 142V141H80ZM88 142H90V141H87L86 143H88ZM136 142H139V141H136ZM148 142H151V141H149L148 140ZM192 142V141H191ZM240 142V141H239ZM255 142V141H254ZM52 143V142H51ZM56 143V142H55ZM202 143V142H201ZM206 143V142H205ZM4 144V143H3ZM6 144H7V142H6ZM70 144V143H69ZM69 144H68V146H69ZM80 144H82V143H80ZM122 144H123V142H122ZM125 144H127V143H125ZM125 144H124V147H125ZM141 144V142L139 143V145ZM143 144V143H142ZM141 144V145H142ZM144 144H146V143H144ZM151 144V143H150ZM188 144V143H187ZM191 144V143H190ZM195 144V143H194ZM208 144V143H207ZM5 145V144H4ZM53 145V144H52ZM66 145V144H65ZM79 145V144H78ZM85 145V144H84ZM121 145V144H120ZM132 145H134V142H133V144ZM131 145V146H132ZM137 145V144H136ZM151 145H153V144H151ZM192 145V144H191ZM248 145V144H247ZM250 145V144H249ZM252 145V144H251ZM257 145V144H256ZM5 146H7V145H5ZM4 146V147H5ZM9 146V145H8ZM7 146V147H8ZM64 146V145H63ZM67 146V145H66ZM77 146V145H76ZM86 146V145H85ZM128 147H129V145H127ZM195 146V145H194ZM197 146V145H196ZM208 146H209V144H208ZM2 147V146H1ZM3 147V148H4ZM52 147V149H53V146H51ZM50 147V148H51ZM61 147V146H60ZM81 147V146H80ZM116 147V146H115ZM123 147V146H122ZM135 147V146H134ZM143 147V146H142ZM188 147H189V145H188ZM191 147V146H190ZM253 147V146H252ZM257 147V146H256ZM255 147V148H256ZM63 148V147H62ZM66 147L64 146V149H65ZM70 148H71V146H70ZM78 148V147H77ZM121 148V147H120ZM130 148V147H129ZM138 148V147H137ZM139 148H141V147H139ZM203 148V150H204V147H202ZM241 148V147H240ZM249 148V147H248ZM261 148V147H260ZM7 149H9V148H7ZM6 149V150H7ZM122 149V148H121ZM198 149V148H197ZM61 150V149H60ZM139 150V149H138ZM142 150V149H141ZM195 149H193L192 151H194ZM48 151V150H47ZM53 151V150H52ZM54 151H56V150H54ZM62 151V150H61ZM116 151V150H115ZM120 151V150H119ZM119 151H117V152H119ZM143 151V150H142ZM197 151V150H196ZM239 151V150H238ZM264 151V150H263ZM262 151V152H263ZM65 152V151H64ZM71 152V153H70ZM153 152V151H152ZM209 152H211V151H209ZM245 152H247V151H245ZM47 153V152H46ZM74 154V156H77V154H78V158H77V160H72L71 158L69 159V157H71V155L73 156V154ZM200 153V152H199ZM204 153V152H203ZM240 153V152H239ZM248 153V152H247ZM257 153V152H256ZM55 154V153H54ZM59 154V153H58ZM126 154H128V153H126ZM212 154V153H211ZM65 155H67V154H65ZM117 155V154H116ZM196 155H198V154H196ZM208 155V154H207ZM245 155V154H244ZM256 155V154H255ZM61 156V155H60ZM73 156V157H74ZM127 156V155H126ZM213 156V155H212ZM247 156V155H246ZM254 156V155H253ZM252 156V157H253ZM256 156H258V155H256ZM120 157V156H119ZM201 157V156H200ZM207 158H208V156H206ZM209 157H210V155H209ZM255 157V156H254ZM2 158V157H1ZM61 158V157H60ZM215 158V157H214ZM227 158V157H226ZM256 158V157H255ZM57 159H59V158H57ZM62 159V158H61ZM196 159V158H195ZM203 159V158H202ZM225 159V158H224ZM243 159H244V157H243ZM60 160V159H59ZM201 160V159H200ZM210 160V159H209ZM142 161V160H141ZM205 161V160H204ZM245 161V160H244ZM243 161V162H244ZM249 161V160H248ZM255 161V160H254ZM254 161H253V163H254ZM258 161V160H257ZM227 162V161H226ZM260 162V161H259ZM118 163V162H117ZM199 163H201V162H199ZM223 163V162H222ZM235 163V162H234ZM262 163V162H261ZM34 166V165H33ZM248 166V165H247ZM257 166V165H256ZM59 167V166H58ZM140 167V166H139ZM242 167V166H241ZM254 167V166H253ZM26 169V168H25ZM125 169V168H124ZM124 169H122V170H124ZM248 169V168H247ZM38 171V170H37ZM121 171V170H120ZM33 172V171H32ZM29 173V172H28ZM45 173V172H44ZM256 173V172H255ZM260 173H261V171H260ZM38 174V173H37ZM126 174V173H125ZM124 174V175H125ZM53 175V174H52ZM62 175V174H61ZM127 175V174H126ZM129 175V174H128ZM36 176V175H35ZM64 176V175H63ZM252 176H255L254 174H252ZM31 177V176H30ZM38 177V176H37ZM75 177H73V179H75ZM128 177V176H127ZM50 178V177H49ZM129 178V177H128ZM258 178V177H257ZM25 179V178H24ZM37 179V178H36ZM46 180H49V179H46ZM62 180V179H61ZM131 180V179H130ZM132 181V180H131ZM252 181V180H251ZM74 182V181H73ZM253 182V181H252ZM256 182V181H255ZM41 183V182H40ZM65 183V182H64ZM76 183H79V182H76ZM83 183V182H82ZM86 183V184H87ZM97 183H98V181H97ZM254 183V182H253ZM252 183V184H253ZM257 183V182H256ZM49 184V183H48ZM52 184V183H51ZM63 184V183H62ZM68 184V183H67ZM89 184V185H90ZM96 184V183H95ZM105 184V183H104ZM110 184V183H109ZM255 184V183H254ZM253 184V185H254ZM36 185H38V184H36ZM111 185V184H110ZM259 185H261L260 183H259ZM51 186V185H50ZM55 186V185H54ZM88 186V185H87ZM241 186L242 185H240V188H241ZM255 186V185H254ZM31 187V186H30ZM44 187V186H43ZM116 187V186H115ZM41 188H42V186H41ZM41 188H39V187H35L34 189H33V191L31 190V189H29V190H31L32 192H30L29 190H27V191H29L30 193L29 194H25V197L24 198H20L21 200L19 201V203L16 205V207L13 209V211L11 212L12 214H11V216H10V224L12 225V224H14L15 223V219L17 218V217H23V216H25L26 214H28V213H30V206L32 205V202L36 199V197H37V195H38V192L41 190ZM49 188V187H48ZM25 189V188H24ZM46 189V188H45ZM251 189V188H250ZM119 190V189H118ZM24 191V190H23ZM259 192H260V190H258ZM44 192V191H43ZM257 192V191H256ZM252 193H255V192H252ZM20 194V193H19ZM41 194V193H40ZM133 195V194H132ZM129 196V195H128ZM262 196V195H261ZM260 196V197H261ZM16 197H20V196H16ZM247 197V196H246ZM257 198V197H256ZM262 198H264V197H262ZM38 199V198H37ZM246 199V198H245ZM251 199V198H250ZM15 200H17V199H15ZM260 200H261V198H260ZM260 202V201H259ZM261 204V203H260ZM260 204H259V206H260ZM38 205H40V204H38ZM246 205H247V203H246ZM248 206H249V204H248ZM247 207V206H246ZM246 209V208H245ZM247 209H248V207H247ZM261 210V209H260ZM247 211V210H246ZM263 211V210H262ZM261 211V212H262ZM223 213V212H222ZM258 214V213H257ZM245 215V214H244ZM251 216V214L248 216L247 215V217H250ZM8 217V216H7ZM224 218V217H223ZM235 218V217H234ZM233 218V219H234ZM237 218V217H236ZM250 219V218H249ZM252 219H253V217H252ZM211 220H213V219H211ZM217 220V219H216ZM230 220H232V219H230ZM221 221V220H220ZM242 221H244V220H242ZM246 221H247V218H246ZM259 221V220H258ZM206 222V221H205ZM217 222H219V220L217 221ZM249 222V221H248ZM215 223V222H214ZM227 223V222H226ZM206 224V223H205ZM208 224V223H207ZM230 224H232V223H230ZM242 224H243V222H242ZM247 224V223H246ZM252 224H254L253 222H252ZM212 225H213V223H212ZM225 225V224H224ZM261 225V224H260ZM205 226V225H204ZM208 226V225H207ZM214 226V225H213ZM216 226V225H215ZM239 226V225H238ZM258 226V225H257ZM200 227H203V226H200ZM212 227V226H211ZM225 227V226H224ZM241 227V226H240ZM197 228V227H196ZM214 228V227H213ZM218 228H219V226H218ZM228 228V227H227ZM247 228V227H246ZM201 229V228H200ZM208 229H210L209 228V226H208ZM212 229V228H211ZM210 229V230H211ZM230 229V228H229ZM228 229V230H229ZM245 229V228H244ZM259 229V228H258ZM108 230V229H107ZM114 230V229H113ZM191 230V229H190ZM189 230V231H190ZM214 230H216L215 228H214ZM224 230V229H223ZM204 230H202V232H203ZM225 231H226V229H225ZM225 231H223V233L225 232ZM249 231V230H248ZM94 232V231H93ZM100 232V231H99ZM109 232V231H108ZM201 232V233H202ZM221 232H222V230H221ZM220 232V233H221ZM95 233V232H94ZM101 233V232H100ZM110 233H112V232H110ZM187 234H188V232H186ZM96 234H98V233H96ZM194 234V233H193ZM198 234V233H197ZM219 234V233H218ZM225 234V233H224ZM229 234V233H228ZM231 234V233H230ZM99 235V234H98ZM192 235V234H191ZM196 235V234H195ZM201 235V234H200ZM208 235V234H207ZM221 235V234H220ZM232 236V235H231ZM92 237H94V236H92ZM227 237H229V236H227ZM257 237V236H256ZM87 238V237H86ZM195 238V237H194ZM193 238V239H194ZM233 238V237H232ZM89 239H91V238H89ZM198 240H199V238H197ZM83 240V239H82ZM81 240V241H82ZM97 240H99L100 241V243H99V247H100V250L104 253V255L108 252V250L110 249V235L109 234H104V235H100V237H97ZM202 240V239H201ZM214 241H215V239H213ZM213 240H211V241H213ZM231 240V239H230ZM252 240V239H251ZM94 238L92 239V240H88V241H86V242H84L85 243V246L87 247V248H90L93 244H94ZM194 241H196V240H194ZM203 241H205L204 239H203ZM210 241V242H211ZM239 241V240H238ZM112 242V241H111ZM199 242H201V241H199ZM208 242V241H207ZM217 242V241H216ZM221 242V241H220ZM249 242V241H248ZM258 242V241H257ZM256 243V242H255ZM97 244V243H96ZM115 244V243H114ZM202 244V243H201ZM204 244V243H203ZM207 244V243H206ZM210 244V243H209ZM213 244V243H212ZM219 244V243H218ZM231 244V243H230ZM84 245V244H83ZM190 245V244H189ZM193 245V244H192ZM211 245V244H210ZM64 246V245H63ZM94 246V245H93ZM208 246V245H207ZM215 246V245H214ZM213 246V247H214ZM220 246V245H219ZM245 246V245H244ZM197 247V246H196ZM209 247V246H208ZM222 247V246H221ZM262 247V246H261ZM68 248V247H67ZM80 248V247H79ZM92 248V247H91ZM215 248V247H214ZM227 248H229V247H227ZM231 248H233V247H231ZM112 249V248H111ZM194 249H196V248H194ZM96 250V249H95ZM191 250V249H190ZM212 250V249H211ZM226 250V249H225ZM86 251V250H85ZM89 251V250H88ZM183 251H186V250H183ZM195 251V250H194ZM197 251V250H196ZM206 251V250H205ZM216 251H217V249H216ZM211 252V251H210ZM212 252H214V251H212ZM183 253V252H182ZM191 253V252H190ZM192 253H193V249H192ZM197 253V252H196ZM200 253V252H199ZM202 253V252H201ZM205 253V252H204ZM203 253V254H204ZM208 253V252H207ZM86 254V253H85ZM110 254V253H109ZM186 254V253H185ZM221 254V253H220ZM235 254V253H234ZM234 254H232V255H234ZM86 255H88V254H86ZM98 255V254H97ZM191 255H193L194 256V254H191ZM216 255H218V254H216ZM236 255V254H235ZM186 256V255H185ZM192 256V257H193ZM197 256V255H196ZM220 256V255H219ZM112 257H113V255H112ZM182 257V256H181ZM202 257V256H201ZM206 257H208V256H206ZM210 257V256H209ZM222 257V256H221ZM89 258V257H88ZM108 258V257H107ZM114 258V257H113ZM171 258V257H170ZM170 258H169V260H170ZM187 258V257H186ZM189 258V257H188ZM198 258V257H197ZM215 258V257H214ZM192 259V258H191ZM191 259H190V261H191ZM217 259V258H216ZM94 260H95V258H94ZM173 260V259H172ZM171 260V261H172ZM229 260H231L230 258H229V256L228 255H226V257L225 258H223L222 259V264H226ZM89 261V260H88ZM103 261H105V260H103ZM102 261V262H103ZM114 261V260H113ZM170 261V262H171ZM178 261V260H177ZM181 261V260H180ZM199 261V260H198ZM106 262V261H105ZM173 262V261H172ZM215 263H216V261H214ZM114 263V262H113ZM175 263H176V261H175ZM180 263V262H179ZM190 263H193V262H190ZM195 263H196V261H195ZM194 263V264H195ZM212 263V262H211Z\"/></svg>",
  "mask_w": 264,
  "mask_h": 264
},
{
  "label": "clouds",
  "instance_id": "clouds-1",
  "mask_svg": "<svg viewBox=\"0 0 264 264\" xmlns=\"http://www.w3.org/2000/svg\"><path fill=\"white\" fill-rule=\"evenodd\" d=\"M247 16L260 22L264 21V0H246ZM232 27L220 22L215 27L217 42L228 48L237 49L240 44ZM245 30H241V35ZM260 67H264V51L254 61ZM209 56L201 65L212 64ZM191 60L186 64L185 73L194 71ZM233 93L240 90V84L229 74H222L217 82H209L203 90L186 92L181 94L182 107L173 112L177 120L187 122L193 116L203 112L215 128L221 131L228 130V122L225 115L224 91ZM123 120L130 128H139L149 121L147 110L139 103L127 106L123 113ZM53 189L52 191H56ZM78 192L91 190L86 184L75 188ZM51 195V193H49ZM39 201L43 204L44 199ZM67 208L66 203L55 207H36L33 212L23 217H17L15 223L5 226L0 230V264H46L48 257L66 243L84 239L87 229L73 232L63 223V217ZM230 264H264V254L255 244H250L243 250H238Z\"/></svg>",
  "mask_w": 264,
  "mask_h": 264
}]
</instances>
